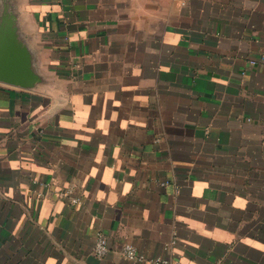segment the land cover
Masks as SVG:
<instances>
[{
    "label": "crops",
    "instance_id": "obj_1",
    "mask_svg": "<svg viewBox=\"0 0 264 264\" xmlns=\"http://www.w3.org/2000/svg\"><path fill=\"white\" fill-rule=\"evenodd\" d=\"M2 19L0 74L36 79L0 76V264H138L123 241L264 264V0H0Z\"/></svg>",
    "mask_w": 264,
    "mask_h": 264
},
{
    "label": "built area",
    "instance_id": "obj_2",
    "mask_svg": "<svg viewBox=\"0 0 264 264\" xmlns=\"http://www.w3.org/2000/svg\"><path fill=\"white\" fill-rule=\"evenodd\" d=\"M75 200L76 198H74V201ZM169 247H171V243H164V249L168 250ZM110 249L111 247L108 237L103 233H98L94 238L92 253L97 257H101L104 256ZM116 251L128 260L134 261L138 264H176L170 258L160 254L147 257L129 241H123L117 245Z\"/></svg>",
    "mask_w": 264,
    "mask_h": 264
},
{
    "label": "water",
    "instance_id": "obj_3",
    "mask_svg": "<svg viewBox=\"0 0 264 264\" xmlns=\"http://www.w3.org/2000/svg\"><path fill=\"white\" fill-rule=\"evenodd\" d=\"M3 21L4 20L2 19L0 23V30H2V26L4 25ZM7 27L8 25L5 24V30L8 29ZM24 65V68L21 67L19 72L5 70L0 74V76L6 78L7 80H17L20 84H30L36 79V77L29 70V62L27 61Z\"/></svg>",
    "mask_w": 264,
    "mask_h": 264
}]
</instances>
